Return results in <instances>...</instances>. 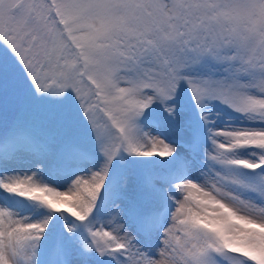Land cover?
Segmentation results:
<instances>
[{
    "label": "snow or ice",
    "instance_id": "snow-or-ice-1",
    "mask_svg": "<svg viewBox=\"0 0 264 264\" xmlns=\"http://www.w3.org/2000/svg\"><path fill=\"white\" fill-rule=\"evenodd\" d=\"M0 264H264V0H0Z\"/></svg>",
    "mask_w": 264,
    "mask_h": 264
},
{
    "label": "rangeland",
    "instance_id": "rangeland-1",
    "mask_svg": "<svg viewBox=\"0 0 264 264\" xmlns=\"http://www.w3.org/2000/svg\"><path fill=\"white\" fill-rule=\"evenodd\" d=\"M222 112V116H221V121H223L224 119H226L227 117H233L235 120H239V117L236 116L235 113H232L231 111L224 109V108H220L219 109Z\"/></svg>",
    "mask_w": 264,
    "mask_h": 264
}]
</instances>
